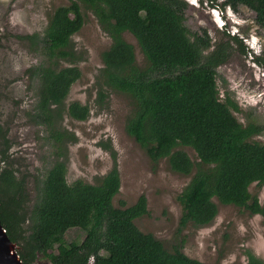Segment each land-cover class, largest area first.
I'll list each match as a JSON object with an SVG mask.
<instances>
[{"label": "trees", "instance_id": "trees-1", "mask_svg": "<svg viewBox=\"0 0 264 264\" xmlns=\"http://www.w3.org/2000/svg\"><path fill=\"white\" fill-rule=\"evenodd\" d=\"M209 2L235 10L246 6L256 12V22L264 28V0ZM83 6L94 12L112 39L97 75L98 101L105 102L109 88L126 93L133 103L125 125L128 134L153 161L167 157L174 171L189 175L195 170L178 197L183 207L181 228L189 222L211 223L218 214L215 198L264 217V199L250 190L254 183L264 186V143L254 139L264 131V124H242L231 110H238V105L229 97L221 100L217 69L228 59V48L221 43L210 50L209 36L191 32L186 24L188 2L70 0L53 11L42 35L19 36L42 56L29 68L39 81L30 119L48 130L54 141L52 152L59 157L43 178L33 176L37 195L29 207L28 176H18L12 142L0 129V219L18 244L24 264H35L38 254L52 264H89L91 259L93 264H207L177 246L169 251L136 225L137 218L149 213L145 194L130 206L124 200L120 207L114 205L121 187L116 164L96 183L67 180L64 140L75 141L77 136L62 127L63 120L69 115L84 121L91 114L88 104L67 102L73 84L82 77L73 36L85 24ZM126 32L137 39L147 59L145 67L138 65ZM62 61L70 65L63 66ZM180 146L193 148L197 161ZM75 227L85 232L84 239L63 243L66 232ZM102 252L114 256L116 263ZM248 264L264 261L249 251Z\"/></svg>", "mask_w": 264, "mask_h": 264}, {"label": "rangeland", "instance_id": "rangeland-1", "mask_svg": "<svg viewBox=\"0 0 264 264\" xmlns=\"http://www.w3.org/2000/svg\"><path fill=\"white\" fill-rule=\"evenodd\" d=\"M186 1V24L191 32L209 36L213 44L210 50L221 43L228 48V59L217 69L221 100L229 97L238 105V110H231L242 124H264V28L256 22V12L243 5L235 10L228 6L214 7L209 0ZM69 2L0 0V129L12 142L14 165L20 170L18 176H28L29 207L37 195L33 176L43 178L59 156L52 152L54 141H50L48 130L31 122L30 112L37 102L39 81L30 75L29 68L38 64L42 56L33 51L30 42L19 36L42 35L53 11ZM83 11L85 24L73 36L75 51L80 54L77 65L82 77L73 84L67 102L79 100L88 104L91 114L84 121L69 115L63 120L62 127L77 136L75 141L64 140L69 158L68 182L82 179L96 183L116 164L121 187L114 205L120 207L124 200L126 206H130L145 194L149 213L137 218L135 223L143 232L161 240L169 251H174L177 246L189 257L207 264H248L249 251L264 261V217L260 214H251L215 198L218 214L211 223L196 225L189 222L181 228L183 207L178 197L195 170L189 175L174 171L167 157L153 161L128 134L125 125L133 103L126 93L109 88L105 102L98 101L101 83L96 81L97 75L103 67L102 53L110 47L112 39L92 10L83 6ZM233 36H238L241 43ZM124 37L133 44L138 65L145 67L147 59L137 39L130 32ZM62 65H70V62L62 61ZM254 139L264 143V131ZM178 149L185 150L197 161L193 148L180 146ZM250 190L263 201L264 186L254 183ZM84 237L83 230L71 228L63 243L82 241ZM102 253L116 263L114 256ZM35 264L52 263L48 257L38 254ZM89 264H93V259Z\"/></svg>", "mask_w": 264, "mask_h": 264}, {"label": "water", "instance_id": "water-1", "mask_svg": "<svg viewBox=\"0 0 264 264\" xmlns=\"http://www.w3.org/2000/svg\"><path fill=\"white\" fill-rule=\"evenodd\" d=\"M18 247L9 237L0 219V264H24L17 251Z\"/></svg>", "mask_w": 264, "mask_h": 264}]
</instances>
